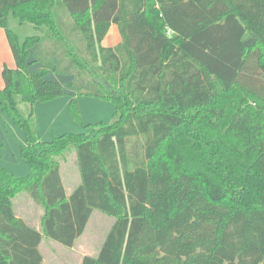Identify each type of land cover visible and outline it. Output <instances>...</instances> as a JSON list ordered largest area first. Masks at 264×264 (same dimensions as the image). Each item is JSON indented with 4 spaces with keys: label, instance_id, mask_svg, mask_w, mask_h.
Returning a JSON list of instances; mask_svg holds the SVG:
<instances>
[{
    "label": "trees",
    "instance_id": "trees-1",
    "mask_svg": "<svg viewBox=\"0 0 264 264\" xmlns=\"http://www.w3.org/2000/svg\"><path fill=\"white\" fill-rule=\"evenodd\" d=\"M138 15L163 38L143 67ZM10 16L39 34L20 42ZM111 25L120 42L104 47ZM0 29L15 62L0 113L24 132L29 171L0 169V264H42L43 237L72 248L94 211L115 221L81 264H264V0H0ZM66 90L74 121L79 95L112 103L113 119L43 142L35 105ZM20 193L43 210L40 232L15 216Z\"/></svg>",
    "mask_w": 264,
    "mask_h": 264
},
{
    "label": "rangeland",
    "instance_id": "rangeland-1",
    "mask_svg": "<svg viewBox=\"0 0 264 264\" xmlns=\"http://www.w3.org/2000/svg\"><path fill=\"white\" fill-rule=\"evenodd\" d=\"M111 27L112 28L109 29L106 37L101 43V45L104 47H114L120 42V36L117 31V27L114 25H111ZM9 28L18 36V39L20 40V42H22L26 37L36 36L39 34L31 24L19 23L18 20H15L11 16L9 17ZM131 28H130V33H131L130 35L134 37V43L132 42L133 40H131V47L134 51L136 50L135 52H136V57H137L136 59H137L138 67H143V66L157 62L158 50H159L158 47L160 48L159 45H161V42L163 41L162 36L157 34L156 32H153L152 29L146 27V25L142 23L141 15H138L132 19ZM1 46L2 45L0 42V65L8 59V58L6 59V56L2 50L3 47ZM11 61L12 63L14 62L13 58ZM4 67L12 68V67H9L7 62L6 64L2 66V68ZM53 78L55 79V81L61 84H64L65 83L64 79L70 80L72 77L57 75L53 71H51L46 76V79L52 81ZM1 85L2 84H1V78H0V88H2ZM66 92L68 93L67 90ZM70 98H72V96ZM76 99H77L78 109L80 112L79 121L77 122L74 121L72 117L69 116L70 115L68 114L69 111L61 115H60V112H57V115L52 117L49 123H46L45 119H43L42 122H45V124H40L41 127H38V124L35 118V115H36V111H35L34 120L37 125L38 133H39V129H41L43 133L50 132V130L52 129L55 131L56 134H58V135H52L53 138L60 136L62 134H85V133L90 132L92 125L102 124V123H111L113 119V113H114V107L112 103L102 101L99 99H95L89 96H83V95L76 96ZM80 99H82L81 105H80ZM19 108L22 114L26 112L25 104H20ZM5 118L8 120V122H11L12 125L16 128V130L20 133V134L18 133L19 136L25 139L24 132L21 129L17 128L10 119H8L7 117ZM64 123H67L72 126L68 127ZM60 124L61 125L63 124L64 126H59ZM1 126L2 128H4V122ZM46 126H50L48 127V131L46 129ZM5 133L9 135L8 132H5ZM16 134L17 132L11 133L9 136L10 141L13 142L14 144L16 140L18 142L20 141V139L18 138ZM0 151L2 154H4L6 151V147L4 146L3 143H0ZM7 153H8L7 156H10V151H8ZM74 159H75L74 153L71 152V153H67L65 158L63 160L61 159L59 162L62 166V172H63L64 181L66 183V186H75L77 183H79L76 160L74 163ZM1 160L2 159L0 158V161ZM24 199H27L28 202H31L30 198L25 193L18 194L17 197H15L12 201L13 210L14 212H17V214L19 215H20L19 208L22 207L21 203H22V200ZM30 217L31 215L29 214V218ZM114 221L115 220L113 218L105 214H102L98 211H94L88 223V226L86 228L85 235L78 241V243L76 244L74 248L75 252H71L69 251V249L65 247H60V248L56 247L54 249L48 250L46 246H43L42 255H43V258L45 259V264H78V262L81 260V256L83 253H88L90 255H96L99 247L103 243L105 236L107 235Z\"/></svg>",
    "mask_w": 264,
    "mask_h": 264
},
{
    "label": "crops",
    "instance_id": "crops-1",
    "mask_svg": "<svg viewBox=\"0 0 264 264\" xmlns=\"http://www.w3.org/2000/svg\"><path fill=\"white\" fill-rule=\"evenodd\" d=\"M8 25H9V20H8ZM111 28L112 27H110V29ZM0 42H1V45H2L1 47H3L2 50H3V52H4L5 56H6V59L8 58L5 62H3V63L1 62L2 63L0 65V69H1L0 70V78H1V72H2V69H3L2 66L4 64H6V62H7L9 67H12L11 69H13L15 67V62L12 63V61H11L13 57H11L12 54L10 52V48H9V45H8V42H7L6 34H5V31L3 29H0ZM33 51L31 53H33ZM13 61H14V59H13ZM40 67H41V65H39V64H33L30 67V70L32 71V70L40 68ZM53 80L55 81L54 78H53ZM64 80H65L64 81L65 83L70 81L69 79H64ZM1 84H2L1 86H3L2 78H1ZM67 91H68L67 94H69V95L62 96L60 98H57L55 100H52V101H49V102H46V103H37L35 105V111H36L35 118H36L38 127H41L40 124H45V122L49 123L50 120L52 119V117L57 115V112H60V115L63 114V113H67L68 112V106H69V102L71 100L70 94H72V92L69 91V90H67ZM81 100L82 99H80V105H81ZM68 114H69V112H68ZM43 119H45V122H42ZM4 120H6V121H4ZM40 121H41V123H40ZM3 122H4V128H2V126H1L3 124ZM51 123H52V121H51ZM64 124H66L68 127L72 126V125H69L67 123H64ZM52 125H50V126H52ZM50 126H46L47 131H48V127H50ZM59 126H64V125L60 124ZM56 127H57V125H56ZM5 132H8L9 135H7ZM15 132H17L16 135L18 136L20 141L18 142L16 140L15 144H14L13 142L10 141L9 136H10L11 133H15ZM18 133L19 132L12 125V123L8 122V120L0 113V143H3L4 146L6 147V151H5L4 154H2L1 151H0V153H1L0 154V158L2 159L0 161V169H4L8 173L16 175L17 177H25L28 174L29 171H28V167H27L25 161L21 158L20 150H21L22 147H25L27 145V143H26V139H24L23 137L21 138L19 136L20 133L19 134ZM39 135H40L39 137H40L41 141L49 142V141H51L50 139L53 138L52 135H58V134H56L55 131L52 130V129L50 130V132H45V133H43L42 130L39 129ZM7 149H9V150H7ZM8 151H10V156H7L8 155V153H7ZM3 158L5 160H7V161H5ZM74 158H75V155H74ZM75 160L76 159H74V163H75ZM60 177H61L62 184H63V187H64L65 195L68 197L72 193V191L79 185L80 179H79V183H77L75 186H66V183L64 181V176H63L61 164H60ZM78 177H79V175H78ZM21 204H22L21 205L22 207L19 208L20 215L17 214V212H14L15 216L17 218H20L28 227L33 228L36 231L40 232L41 231V229H40V219H41V217L43 215V210L38 205L34 204L32 200H31V202H28L27 199H24V200H22ZM29 214L31 215L30 218H29ZM87 226H88V224H87ZM87 226H86V228H87ZM86 228H85L83 234L75 241L74 246L72 248H67V249H69V251L75 252L74 248H75L76 244L78 243V241L85 235ZM43 246H46V248L48 250L49 249H54L56 247L57 248L64 247V246H62V245H60V244H58V243H56L54 241L45 239L43 237L42 241L40 242V244L38 246V250H39V252H40V254L42 256V259H43L42 264H45V259L43 258V255H42V247ZM100 247H99V249H100ZM99 249H98L96 255H90L88 253H83L82 256H81V260L78 262V264H81V261H82L83 257H85V256L96 257L98 252H99Z\"/></svg>",
    "mask_w": 264,
    "mask_h": 264
}]
</instances>
